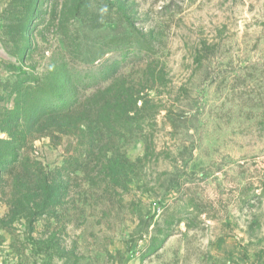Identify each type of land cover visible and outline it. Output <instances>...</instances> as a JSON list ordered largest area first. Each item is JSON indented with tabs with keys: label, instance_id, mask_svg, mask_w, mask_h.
Wrapping results in <instances>:
<instances>
[{
	"label": "rangeland",
	"instance_id": "374dc122",
	"mask_svg": "<svg viewBox=\"0 0 264 264\" xmlns=\"http://www.w3.org/2000/svg\"><path fill=\"white\" fill-rule=\"evenodd\" d=\"M0 264H264V0H0Z\"/></svg>",
	"mask_w": 264,
	"mask_h": 264
}]
</instances>
